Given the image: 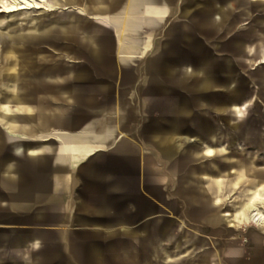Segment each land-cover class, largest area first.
I'll list each match as a JSON object with an SVG mask.
<instances>
[{"label":"crops","instance_id":"0c3cea01","mask_svg":"<svg viewBox=\"0 0 264 264\" xmlns=\"http://www.w3.org/2000/svg\"><path fill=\"white\" fill-rule=\"evenodd\" d=\"M176 2L40 0L36 8L0 12L9 17L20 13L21 22L30 23L28 27L1 24L0 43L5 37L10 40L16 37L20 43L45 41L70 52L71 69L56 67V73H52L38 67L29 71L26 64L19 62L20 67L15 70L18 60L24 61L19 57L9 62L6 73L0 76V124L8 129L26 123L39 131L29 140L40 144L29 146V154L41 152L46 147L43 143H48L49 148L47 161L35 163L28 171L35 181L34 190H48L47 195L35 191L33 207L21 214L18 206L21 195L10 192L0 181L6 189L7 208L21 215L19 222L23 219L28 225L47 227L48 258L54 259L55 264H172L176 259L191 258L187 251L190 247L179 250L184 240L190 241L194 235V219L186 220L185 202L188 200L187 205L194 208L199 190H204L205 204L214 209L210 215L215 221H226L225 217L230 215V225L253 223L260 234L264 233V220L246 219L253 206L264 213V187L257 180L248 179L244 162L226 177L219 168L204 169L201 173L193 171L191 180H185L184 164L179 160L183 140L195 144L196 132L202 125L207 130L213 121L212 111L200 110L201 105H206L205 100H200V106L183 110L180 122L170 124L169 128L151 125L145 131L142 127L145 115L137 106L138 92L129 90L131 84L138 86L140 76H131V68H140L135 63L146 59L153 39L163 36L170 22L204 6L202 0ZM228 3L229 0L216 4L211 16L214 24L233 17L226 13ZM31 11H48L50 15L27 20V12ZM244 11L246 15H240L241 18L248 16V9ZM69 17L71 20L66 21ZM193 23L199 37L206 38L210 32L217 35L211 31V23L201 16ZM92 30L110 35V40L105 36L98 42L91 40ZM233 31L225 38L232 36ZM102 52L107 55L104 60L98 59ZM189 55L194 64L202 51ZM73 56L77 59H72ZM259 57L264 61V48ZM212 63L205 72H212ZM187 72L189 77L183 76L180 84L172 82V91L167 95L153 92L149 96L143 92L146 109L152 116L178 92L187 97L189 93L214 88L201 81L203 73L191 80L196 71ZM31 96L35 98L33 104L27 103ZM42 97L48 102L43 103ZM191 101L196 102L195 95ZM245 108L235 104L234 117L241 118ZM187 128L193 133L185 137ZM16 135L22 139L7 142L0 136V160L9 156L11 164L13 158H22L17 143L28 139ZM214 139L219 141L216 132L199 149L200 154L213 157L225 150L221 144L216 146ZM37 146L40 151L35 149ZM174 156L178 159L171 162ZM200 174L205 177L204 183L200 182ZM258 178L264 180V172ZM240 181L250 188L242 189L245 191L237 208L234 210L231 205L220 210L222 199L216 190L225 182L231 190ZM45 243L43 236L34 237L27 245L30 255L25 259L33 255L34 263L45 258L46 255H37ZM231 252L236 256L232 264H255L241 258L238 248Z\"/></svg>","mask_w":264,"mask_h":264},{"label":"rangeland","instance_id":"374dc122","mask_svg":"<svg viewBox=\"0 0 264 264\" xmlns=\"http://www.w3.org/2000/svg\"><path fill=\"white\" fill-rule=\"evenodd\" d=\"M5 8V6H4ZM248 9L249 15L247 17L240 18L238 21L237 29L242 32L250 24L251 19L254 16L262 15L264 19V0H260L259 6L256 5L255 0H249L246 4L240 0H229L228 7L226 8V13L233 17H239L245 9ZM6 12L7 11H1ZM27 20L31 17L41 16L42 18H47L50 13L48 11H34L27 12ZM1 23L0 25H11L14 27H28L29 22H21L22 14L16 13L12 17L7 16V14L0 13ZM264 27V22L262 23ZM261 28L257 27L255 33L252 37L251 49L246 52V55L235 60V71L238 75L237 83L242 82L245 78L253 76L258 80V76L261 70H264V61L260 60L259 53L264 48V33L261 32ZM209 40L208 46L211 47L212 41L214 42L217 38L215 33H207L205 35ZM229 37V36H227ZM40 43H32L31 41H25L23 43L18 42L15 37L13 40L5 37L0 43V76L4 75L5 69L9 62H14L15 59L23 57L24 61L18 60V63L14 65V69L17 70L22 62L27 65V69L34 70L38 67H42L56 73L54 69L56 67H63L65 69H71L72 64L69 60L71 59L70 52L65 48L60 49V46H50L44 41ZM48 42V41H47ZM203 49L202 54H211L209 47ZM215 56V60L212 63L211 70L215 73L217 79L221 77L218 63L220 58L226 54V50H218L212 53ZM79 58V57H78ZM72 59H77V56H73ZM252 59V61L250 60ZM59 61V62H57ZM32 70V71H33ZM251 81L248 84V93L251 96L256 95L259 82ZM216 92V97L221 98L222 95L218 92L217 87L213 88ZM35 98L30 97L29 101L33 104ZM42 102H48L47 98L42 97ZM218 109V108H217ZM245 115L243 119L235 118L233 116V122L240 125L239 130L236 134L237 137L234 141H230L231 137L235 135V132L229 133L228 127L229 122H224L222 119L217 118L215 123L218 127L217 136L219 141L215 144L216 146L222 145L225 150L220 153H216L213 157H208L202 155V157L196 158L197 160L191 164L195 167V171L198 168L203 167L205 163L212 165V169L217 171L219 168L221 174L226 177L228 173L232 174L236 169L244 162L247 169V177L249 180H257L259 184L264 187V180L259 179L258 176L264 172V120L256 121V112L253 107L245 108ZM243 110V111H244ZM264 110V109H263ZM244 135V140H240L241 135ZM0 136L3 140L7 142L10 140H21L22 138L16 134L9 132L3 125L0 124ZM188 135L186 134L185 137ZM243 137V136H242ZM233 138V137H232ZM6 142V144H7ZM244 143H248L247 146ZM1 153V152H0ZM201 173V172H200ZM200 174V180L202 183L205 182V177ZM245 179V178H244ZM228 185V184H227ZM226 185V182L222 184L220 190H216V194L222 199L221 209L225 207H231L235 210L238 203L243 198L242 190L246 184L242 185L241 181L233 185L230 190ZM5 188L0 183V264H10L13 261L22 260L26 261V257L30 255V250L27 246L20 245V238L22 230L28 229H39L42 231L43 239L46 240L43 250H45L46 257L40 260L34 261L32 264H55V260H49V244L48 240V229L45 226H33L28 225L30 223L25 222L23 219L19 222L21 215L19 213H12L7 208L6 203V193ZM215 194V192L212 190ZM247 192V191H246ZM204 190H199L198 194H195L194 208L188 206L187 196L185 200L186 220L190 217L194 219L193 222V237L192 240H184L182 243V248L179 251L186 250L192 254L191 258H181L180 260L192 261L195 264H232L235 261V257L231 251L232 249L238 248L241 251V258L246 261H254L255 264H264V233L260 234L258 232V227L253 223L247 225H241L240 227H234L230 225L231 216H226V221H215L212 219L210 213L214 210L212 207L207 206L201 199L204 195ZM212 194V193H211ZM211 194L210 198H211ZM199 196V197H198ZM193 211H192V209ZM230 212L232 211L229 210ZM8 217V219H7ZM21 225H19V224ZM189 230V229H187ZM189 239V238H187ZM188 241V242H187ZM235 247V248H234ZM187 252V253H188ZM239 258V257H238ZM61 260H57V263ZM108 262H113V260H106ZM65 260H62L64 263Z\"/></svg>","mask_w":264,"mask_h":264},{"label":"water","instance_id":"95a60500","mask_svg":"<svg viewBox=\"0 0 264 264\" xmlns=\"http://www.w3.org/2000/svg\"><path fill=\"white\" fill-rule=\"evenodd\" d=\"M240 1L246 3L248 0ZM202 2H204V6L196 8L194 12L180 15L179 20L170 22L168 30L163 36L153 39V46L150 54L145 60H143L142 63H135L137 65L140 64V68H131V76H140L138 86H136V83L129 85V90L133 92L136 90L138 92L139 101L137 102V106L142 114L145 115V120L142 123V127L145 131L146 128L151 125L161 128H169L168 126H170V124L175 122L179 123L181 112L192 105H199L200 100H205V102H207L204 106L199 105L201 112L207 110L213 112V121L210 123L208 129H204L206 127L202 125L201 130L196 132L195 144L189 143L187 139L183 140V146L179 152V160L183 161L182 163L184 164L186 181L191 180L190 177L193 171L197 173L202 172L204 169L215 171L211 168L212 165L207 163L195 171L196 169L190 164V161L202 157L203 154H200L199 149L204 143L210 141L212 132H217L218 127L215 123L217 118L222 119L224 122L233 121V106L236 104L240 107L245 105L246 108L252 106L256 112V121L260 122L264 120V70H261L259 73V81H256L257 79L252 76L251 80L249 78H245L240 83H237L238 75L235 71V60L239 57L243 58L246 55L247 48L249 50L251 49L250 42L253 40L252 37L256 28L260 27L262 30L261 32L264 33V27L262 26V23L264 22L263 16H254L246 29L239 32L236 30V26L240 18L246 15V11L242 12V16L222 19L220 24H214V21L211 20V16L216 10V4H224L226 3V0H202ZM255 2L256 5L259 6L260 0H255ZM175 3H177L176 0ZM198 16H201L209 21L212 27L211 31L217 32L216 40L211 43L212 47L208 46L209 40L207 38L199 37L197 35L198 31L193 26V21ZM69 20H71L70 17L66 18V21ZM232 30H234L233 35L226 39L225 35ZM103 36H105V39L110 40V35L100 34L94 30L91 31L90 35L91 40L95 42L100 41ZM207 46L209 47L211 54H202L199 58L195 59L194 64L191 63L193 58H191L189 53L192 51H203V49ZM223 49H226V54L220 58L218 63L221 77L217 79L215 74L211 71L208 73L205 71L215 60V56H213L212 53ZM106 58L107 55L103 54V52L98 56V59L104 60ZM192 69L196 71V73L194 78H191V80L196 78L198 79L199 72L203 73L201 81L212 87H217L218 92L221 93L222 97L217 98L214 90L205 92L195 91L193 93H189L187 97H183L178 92L172 100L157 108V115L152 116L149 109H146L143 92H146L149 96L153 92H159L160 94L167 95L170 91H172V82L174 84H180L183 76L186 75L189 77V73L187 71ZM251 81L259 82L255 97L249 95L248 93V84ZM193 95L196 96V102L194 103L191 101ZM29 99L30 97H28L27 103L31 104ZM244 115L245 110L242 113L241 119L245 118ZM239 127L240 125L236 122L229 125L228 130L235 132V135L232 136L233 138L231 137L230 139L231 142L234 141V139L239 138L236 136ZM7 130L15 134L23 135L26 139H28L17 143L20 146L19 152L22 158H13V162L11 164L9 156H5L0 160V181L6 188L11 190L10 192H15L21 195L18 200V206H20L19 212L21 214H26L35 203L33 197V193L35 191H40L46 195L48 193V190H34L35 181L32 179V175L28 172L29 169H33L35 163L47 161L49 150L47 147L48 143L42 144L46 145V147L43 148L41 152H38L37 154H29V146L40 144L29 140L34 136V134H38L39 131L32 129L31 126L26 125V123L23 125L13 126ZM185 133L191 134L193 132L192 129L187 128ZM146 137L149 138L148 134H146ZM240 140H244L243 134L241 135ZM214 141L217 140L214 139ZM155 142L158 144L160 143V141ZM244 145L247 146L248 143H244ZM35 149L40 151L39 149L41 148L37 146ZM173 159H178V156L171 158V162ZM196 182L198 183L199 179L196 180ZM204 195H202L200 200L207 203V199ZM21 234L20 245L23 246L29 245L34 237L43 236L42 232L35 229L22 230ZM38 253V256L46 255L45 250H41ZM32 256L26 261L17 260L11 262L10 264H32L34 260ZM184 261L176 259L172 264H195L189 260L186 262Z\"/></svg>","mask_w":264,"mask_h":264},{"label":"bare ground","instance_id":"6f19581e","mask_svg":"<svg viewBox=\"0 0 264 264\" xmlns=\"http://www.w3.org/2000/svg\"><path fill=\"white\" fill-rule=\"evenodd\" d=\"M39 6L40 0H0V12L4 11V9L7 12H11L20 9L36 8ZM251 211L252 212H250L249 216H247L246 219L249 218L254 221L264 220V213L260 212L257 208H255V206H253V209H251Z\"/></svg>","mask_w":264,"mask_h":264}]
</instances>
